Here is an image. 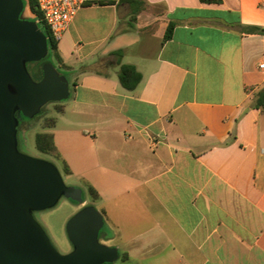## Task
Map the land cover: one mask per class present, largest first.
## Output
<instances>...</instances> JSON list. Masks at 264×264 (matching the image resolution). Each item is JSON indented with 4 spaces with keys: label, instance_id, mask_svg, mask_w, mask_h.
Masks as SVG:
<instances>
[{
    "label": "crops",
    "instance_id": "1",
    "mask_svg": "<svg viewBox=\"0 0 264 264\" xmlns=\"http://www.w3.org/2000/svg\"><path fill=\"white\" fill-rule=\"evenodd\" d=\"M82 1L48 133L97 192L104 245L135 264H264V0Z\"/></svg>",
    "mask_w": 264,
    "mask_h": 264
},
{
    "label": "water",
    "instance_id": "2",
    "mask_svg": "<svg viewBox=\"0 0 264 264\" xmlns=\"http://www.w3.org/2000/svg\"><path fill=\"white\" fill-rule=\"evenodd\" d=\"M27 8V0H0V264H111L119 254L99 243L105 221L94 206L68 220L67 254L54 249L31 215L52 208L62 196L79 205L85 201L81 189L64 184L55 165L16 150V112L31 119L45 104L70 97L68 82L51 63L42 65L38 82L26 72V63L48 53L38 22L23 16Z\"/></svg>",
    "mask_w": 264,
    "mask_h": 264
},
{
    "label": "rangeland",
    "instance_id": "3",
    "mask_svg": "<svg viewBox=\"0 0 264 264\" xmlns=\"http://www.w3.org/2000/svg\"><path fill=\"white\" fill-rule=\"evenodd\" d=\"M26 10L29 11V20H34L33 14L30 12L29 8H27ZM38 62H31L25 64L26 72L29 74V76L34 82H38L41 79V78L38 79L36 76L33 75V67H34L33 65ZM55 68L58 73H61L57 67ZM63 77H65V80L68 82L69 90L71 92L72 86L70 85L68 78L65 75ZM64 102L65 101L49 102L45 104L40 109L39 113L31 119L24 118L18 112L15 113V119L17 122V129L15 136L16 150L29 157L43 159L45 161L52 163L59 170L62 180L66 186L77 187L82 191V197L85 202L81 205L74 203L68 200L67 198H65L64 196H62L55 204V206H53L52 208L31 212L33 219L42 228V230L44 231L45 235L49 239L54 249L60 254H67L72 250V246L65 232V227L68 220L72 216H74L80 208L86 205L94 206L98 210V205L92 203L86 191V188L78 182L77 178L64 175L59 164L57 163L55 157L52 154L50 155L42 154L35 147V134L42 132L44 133L51 132V130L44 128L45 123L47 122V119L49 117L56 118L57 112L54 106L56 104H60ZM105 230H106V225L99 233V238H98L99 243L104 244L105 242L103 238ZM111 264H135V263L133 261L132 262L122 261L121 253H119L118 259L112 262Z\"/></svg>",
    "mask_w": 264,
    "mask_h": 264
},
{
    "label": "trees",
    "instance_id": "4",
    "mask_svg": "<svg viewBox=\"0 0 264 264\" xmlns=\"http://www.w3.org/2000/svg\"><path fill=\"white\" fill-rule=\"evenodd\" d=\"M206 1L210 2L212 0H206ZM108 4H113V2H108ZM27 5L31 13L35 15L36 19L34 20L38 21V27L43 32V34L45 35L47 39V49H48L47 56L40 62L35 63L33 65L34 66L33 75L36 76L38 79H40L42 77V70H41L42 65L47 62L57 67L58 70L68 78L66 71H64V67H62L61 65V59L58 54L57 41L52 36L46 24L42 21L41 19L42 16L38 9L36 0H27ZM135 14H136V11H133L131 15V20L135 18ZM253 31L256 32L257 34L264 35V28L254 27ZM171 32H172V25H168L163 35L162 42H165L171 37ZM113 55L120 58L121 52L117 51L113 53ZM118 78H119V82L121 86L124 89L130 91V90L135 89V87L141 81V74L136 70V68L133 65L124 64L120 66V69L118 72ZM253 107L256 109H260L264 113V85L256 91L254 95ZM54 108L57 113H61L63 110L61 103L56 104ZM54 125H55V118L49 117L47 119V122L45 123L44 128L52 129ZM35 147L42 154H46V155L52 154L55 157L64 175L70 174V170L67 164L61 160V158L56 152V148L54 145V138H53L52 133H48V132L47 133H44V132L36 133L35 134ZM85 188H86V191L92 203L96 202V200H98L99 198L97 192L91 186L87 185Z\"/></svg>",
    "mask_w": 264,
    "mask_h": 264
},
{
    "label": "built area",
    "instance_id": "5",
    "mask_svg": "<svg viewBox=\"0 0 264 264\" xmlns=\"http://www.w3.org/2000/svg\"><path fill=\"white\" fill-rule=\"evenodd\" d=\"M41 19L50 30L52 36L58 41L68 29L77 11L83 4L82 0H36ZM36 19V17H35ZM37 21V20H36ZM38 22V21H37ZM264 68V64L259 66ZM156 144L157 140L152 139Z\"/></svg>",
    "mask_w": 264,
    "mask_h": 264
},
{
    "label": "bare ground",
    "instance_id": "6",
    "mask_svg": "<svg viewBox=\"0 0 264 264\" xmlns=\"http://www.w3.org/2000/svg\"><path fill=\"white\" fill-rule=\"evenodd\" d=\"M23 16L29 18V11L26 10V11L23 13Z\"/></svg>",
    "mask_w": 264,
    "mask_h": 264
}]
</instances>
